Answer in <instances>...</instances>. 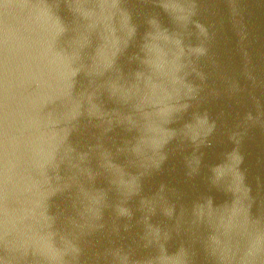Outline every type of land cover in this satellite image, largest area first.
<instances>
[{"label": "water", "instance_id": "water-1", "mask_svg": "<svg viewBox=\"0 0 264 264\" xmlns=\"http://www.w3.org/2000/svg\"><path fill=\"white\" fill-rule=\"evenodd\" d=\"M0 264H264V0H0Z\"/></svg>", "mask_w": 264, "mask_h": 264}]
</instances>
